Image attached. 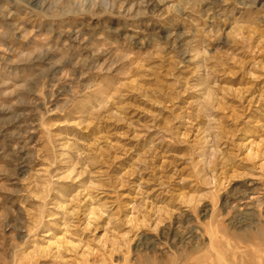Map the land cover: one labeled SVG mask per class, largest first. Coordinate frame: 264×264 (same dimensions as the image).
<instances>
[{
    "label": "rangeland",
    "instance_id": "obj_1",
    "mask_svg": "<svg viewBox=\"0 0 264 264\" xmlns=\"http://www.w3.org/2000/svg\"><path fill=\"white\" fill-rule=\"evenodd\" d=\"M0 264H264V0H0Z\"/></svg>",
    "mask_w": 264,
    "mask_h": 264
},
{
    "label": "bare ground",
    "instance_id": "obj_2",
    "mask_svg": "<svg viewBox=\"0 0 264 264\" xmlns=\"http://www.w3.org/2000/svg\"><path fill=\"white\" fill-rule=\"evenodd\" d=\"M244 197V196H243Z\"/></svg>",
    "mask_w": 264,
    "mask_h": 264
}]
</instances>
